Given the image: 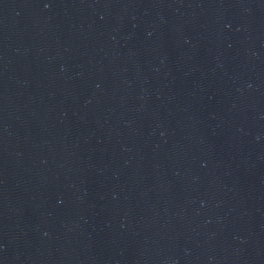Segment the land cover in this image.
I'll return each mask as SVG.
<instances>
[{"label":"water","instance_id":"water-1","mask_svg":"<svg viewBox=\"0 0 264 264\" xmlns=\"http://www.w3.org/2000/svg\"><path fill=\"white\" fill-rule=\"evenodd\" d=\"M0 264H264V0H0Z\"/></svg>","mask_w":264,"mask_h":264}]
</instances>
